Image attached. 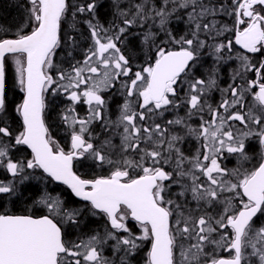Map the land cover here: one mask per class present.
I'll use <instances>...</instances> for the list:
<instances>
[{
    "label": "snow or ice",
    "instance_id": "snow-or-ice-1",
    "mask_svg": "<svg viewBox=\"0 0 264 264\" xmlns=\"http://www.w3.org/2000/svg\"><path fill=\"white\" fill-rule=\"evenodd\" d=\"M18 7L0 264H264V0Z\"/></svg>",
    "mask_w": 264,
    "mask_h": 264
},
{
    "label": "trees",
    "instance_id": "trees-1",
    "mask_svg": "<svg viewBox=\"0 0 264 264\" xmlns=\"http://www.w3.org/2000/svg\"><path fill=\"white\" fill-rule=\"evenodd\" d=\"M16 1L20 4L23 3V0H0V15L2 16V18H0V23L10 24L7 20L13 23L18 22L21 19L24 13L21 11L22 9L20 10L15 4H13L16 3ZM106 10L107 7L101 9V12L104 13ZM1 19L5 20L1 21Z\"/></svg>",
    "mask_w": 264,
    "mask_h": 264
},
{
    "label": "flooded vegetation",
    "instance_id": "flooded-vegetation-1",
    "mask_svg": "<svg viewBox=\"0 0 264 264\" xmlns=\"http://www.w3.org/2000/svg\"><path fill=\"white\" fill-rule=\"evenodd\" d=\"M14 4L18 6L20 3L16 1V3H14ZM18 8L20 10L22 9L21 7H18ZM226 76H227V72H225V77ZM53 118H54V114H53L52 117H50V119H53ZM53 131L57 135V138L58 139H61V141L63 142L64 133L62 132V130H59V129L54 128ZM80 172L83 173V174H85V175H90V172L87 169H85V168H81L80 169Z\"/></svg>",
    "mask_w": 264,
    "mask_h": 264
},
{
    "label": "rangeland",
    "instance_id": "rangeland-1",
    "mask_svg": "<svg viewBox=\"0 0 264 264\" xmlns=\"http://www.w3.org/2000/svg\"><path fill=\"white\" fill-rule=\"evenodd\" d=\"M9 2H10V1H9ZM13 4H14V3H13ZM10 5H11V4H10ZM15 6H17V5H15ZM17 7H18V6H17ZM18 11H19V10H18ZM21 11H22V10H21ZM22 12H23V11H22ZM0 18H2V16H1V15H0ZM2 20H5V19H1V21H2ZM4 22H5V21H4ZM7 22H9V23L11 24V22H10V21H8V20H7Z\"/></svg>",
    "mask_w": 264,
    "mask_h": 264
}]
</instances>
